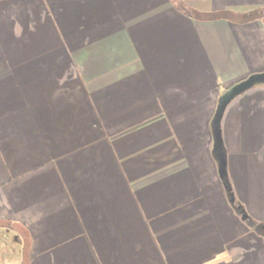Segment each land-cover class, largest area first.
Segmentation results:
<instances>
[{
  "label": "crops",
  "instance_id": "0c3cea01",
  "mask_svg": "<svg viewBox=\"0 0 264 264\" xmlns=\"http://www.w3.org/2000/svg\"><path fill=\"white\" fill-rule=\"evenodd\" d=\"M249 221L264 0H0V264H264Z\"/></svg>",
  "mask_w": 264,
  "mask_h": 264
},
{
  "label": "trees",
  "instance_id": "16d2710c",
  "mask_svg": "<svg viewBox=\"0 0 264 264\" xmlns=\"http://www.w3.org/2000/svg\"><path fill=\"white\" fill-rule=\"evenodd\" d=\"M257 78H259V76H254V77H249L248 79H246L245 81H243L242 83L236 85L235 87H233V92H237L240 91L242 89L248 88L250 85H252ZM248 221V219H247ZM249 225L251 226V228H253L257 233L264 235V224L262 223H255V222H251L249 221ZM23 264H26V260H23Z\"/></svg>",
  "mask_w": 264,
  "mask_h": 264
}]
</instances>
